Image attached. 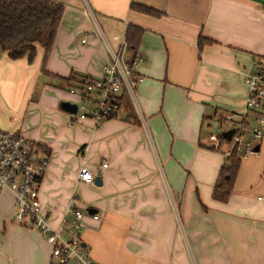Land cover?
Instances as JSON below:
<instances>
[{
	"label": "crops",
	"instance_id": "obj_1",
	"mask_svg": "<svg viewBox=\"0 0 264 264\" xmlns=\"http://www.w3.org/2000/svg\"><path fill=\"white\" fill-rule=\"evenodd\" d=\"M51 1L63 13L44 63L39 47L31 64L0 49V130L48 150L38 198L50 226L62 231L82 190L94 212L83 216L79 238L97 264H264V134L259 151L240 159L226 202L212 198L223 153L205 136L219 117L245 112L243 76L264 59V0ZM130 25L143 31L133 113L98 128L89 119L70 125L59 105L77 97L50 79L101 78L108 49ZM199 37L212 43L198 49ZM91 154L107 163L97 166L95 189L77 181ZM7 196L13 203L7 191L0 197V264H56L37 231L13 221L12 207L5 215Z\"/></svg>",
	"mask_w": 264,
	"mask_h": 264
},
{
	"label": "built area",
	"instance_id": "obj_2",
	"mask_svg": "<svg viewBox=\"0 0 264 264\" xmlns=\"http://www.w3.org/2000/svg\"><path fill=\"white\" fill-rule=\"evenodd\" d=\"M118 40L117 48L108 49L110 58L103 66L101 78L80 89H69V93L78 100L70 102L76 105L74 115L77 117L69 120L70 125L89 119L98 128L104 121L118 114L121 97L125 93L134 97L135 88L143 80L135 67L143 63V58L138 52L128 51L125 38ZM243 82L247 93L245 112L240 115V121L234 122L231 115L222 116V120L215 122L214 128L208 127V142L214 150H220L225 159L232 155L242 159L255 154L254 147L264 134V70L259 63L255 64L253 72L244 74ZM231 129L234 132L227 141L223 133ZM48 162L49 155L39 144L20 134L0 130V197L4 191L12 196L13 221L42 235L51 246V256L58 264H66L72 258L82 264H97L88 256L79 238L78 222L83 215L75 206L77 199L74 198L70 203L72 219L64 221L62 225V231L65 229L73 234L70 239L63 238L61 230L55 231L42 211L38 195ZM106 167V161L99 165L101 170ZM94 178L95 175L83 160L77 181L91 185L94 184ZM93 218L97 219V216Z\"/></svg>",
	"mask_w": 264,
	"mask_h": 264
},
{
	"label": "trees",
	"instance_id": "obj_3",
	"mask_svg": "<svg viewBox=\"0 0 264 264\" xmlns=\"http://www.w3.org/2000/svg\"><path fill=\"white\" fill-rule=\"evenodd\" d=\"M130 9L153 17L160 16L159 12L141 5L131 4ZM62 13L63 6L51 0H0L1 51L6 52L11 60L26 57L28 63L31 64L36 54V48L39 47L44 53L42 61L44 63L51 49ZM142 33V29L136 26L127 27L124 38L128 51L137 52ZM211 43L212 41L199 37L197 47L201 49L203 45ZM258 61L261 69L264 70V59ZM42 73L45 71L42 70ZM59 80L65 81L68 85L72 84V87L76 89L95 81L89 78L80 81L72 78H60ZM221 141L224 139L221 138ZM39 146L48 153L44 146ZM239 165L240 158L235 155L224 160L212 190L213 200L219 202L228 200L233 191Z\"/></svg>",
	"mask_w": 264,
	"mask_h": 264
},
{
	"label": "rangeland",
	"instance_id": "obj_4",
	"mask_svg": "<svg viewBox=\"0 0 264 264\" xmlns=\"http://www.w3.org/2000/svg\"><path fill=\"white\" fill-rule=\"evenodd\" d=\"M100 78V77H99ZM99 78H96L95 80H97V79H99ZM50 81L52 82L51 84H53L54 86H56V89H60L61 91H63V92H66L67 94H68V91H69V89H67V83L65 82V81H61V80H51L50 79ZM54 83H57V84H54ZM59 85V86H58ZM136 90V89H135ZM69 95V94H68ZM135 98H136V96H135V93H134V97H131L130 96V94H128V93H125L124 94V96H123V98H122V100H121V102H120V109H119V111H118V114L121 116V115H124V114H126V113H128V114H132L133 112H132V109H131V107H133L134 108V106H135ZM64 101H67V102H78V100L76 99H74V98H68V99H66V100H64ZM62 102V101H61ZM65 113V115L67 116V117H70V119H75V118H77L74 114L72 115V114H69V113H66V112H64ZM225 116H228V115H225ZM231 116H233V115H231ZM233 121L234 122H239L240 121V117L238 116V117H235V116H233ZM220 120H222V118L221 117H219V119H218V121H220ZM77 124H80V123H77ZM251 124H253V121L251 122ZM213 128L215 127V123L214 124H212L211 125ZM209 132H210V129L208 130V131H206V138H207V134H209ZM146 138H147V135H146ZM26 139L27 140H30V139H28L27 137H26ZM86 142H88V140L86 141ZM96 140H94V141H92V145H94V144H96ZM209 143V142H208ZM148 144L151 146V143H150V141H148ZM209 145V144H208ZM99 154H100V150H99ZM220 155H221V157H222V159H223V162H224V156L220 153ZM73 157L74 158H76V160H78L79 161V158H81V155H80V153H77V154H75L74 155V153H73ZM90 163H88V166H89V169L91 170V172L95 175V176H97L98 175V169H97V166H98V164L100 163V157H98V159H96L95 158V156L93 155L92 156V154L90 155ZM158 169V168H157ZM160 171L161 170H159L158 169V174H160ZM159 176H161V179H162V176H163V174H162V172H161V174L159 175ZM95 188H97L94 184H91V189H95ZM77 198H79V201L81 202L80 203V205H78L79 203L77 202V208L81 211V213H82V215L83 216H85V217H88L89 216V214H88V210L89 209H91L92 207H90L88 204H87V202L84 200V194L82 193V190H79L78 192H77ZM12 207V211L14 212V203H12L11 201H10V199H9V196H7V197H5L4 198V208H5V215H7V212L9 213V211H10V208ZM44 211V210H43ZM13 214V213H12ZM45 214V216L46 217H48V213L47 212H45L44 213ZM92 217V216H91ZM83 218V217H82ZM72 219V215L70 214V216H69V218L67 219V221H70ZM82 220V219H81ZM81 220L78 222V226H80V224H81ZM42 236V235H41ZM62 236H63V238H65V239H70V238H72L73 237V234H69L68 232H67V230H65L64 229V231L62 232ZM43 237V236H42ZM44 238V237H43ZM46 241V240H45ZM55 260V263L56 264H58V262H57V260L56 259H54Z\"/></svg>",
	"mask_w": 264,
	"mask_h": 264
},
{
	"label": "water",
	"instance_id": "obj_5",
	"mask_svg": "<svg viewBox=\"0 0 264 264\" xmlns=\"http://www.w3.org/2000/svg\"><path fill=\"white\" fill-rule=\"evenodd\" d=\"M60 109L66 113H69V114H75L76 113V105L75 104H72L70 102H67V101H63L60 103ZM234 130L231 129L229 131H226L225 133H223V137L229 141L232 134H233ZM259 151V145H255L254 147V152H258ZM102 184V180L100 178V176H95L94 178V185L96 187H100ZM94 211L92 209H89L88 210V214L91 215ZM83 246V245H82Z\"/></svg>",
	"mask_w": 264,
	"mask_h": 264
}]
</instances>
